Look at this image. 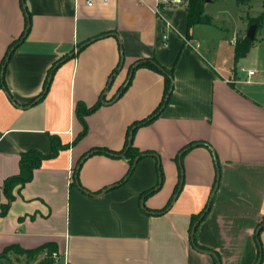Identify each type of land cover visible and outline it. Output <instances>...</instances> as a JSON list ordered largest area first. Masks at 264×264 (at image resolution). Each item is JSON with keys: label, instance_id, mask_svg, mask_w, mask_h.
<instances>
[{"label": "crops", "instance_id": "0c3cea01", "mask_svg": "<svg viewBox=\"0 0 264 264\" xmlns=\"http://www.w3.org/2000/svg\"><path fill=\"white\" fill-rule=\"evenodd\" d=\"M155 3L25 0L30 30L0 86V185L19 172L22 151L51 153L52 135L69 147L45 159L0 216V252L12 244L52 243L66 264H217L193 246L191 221L220 174L196 243L217 252L221 264H257L261 248L264 264V74L240 72L235 44L225 37L226 56L195 34L210 25L193 26L186 39L187 8L163 6L157 14ZM25 27L21 0H0V66ZM144 59L172 70L168 104L133 133L135 147L158 155L164 177L157 156L145 155L131 177L111 189L127 173L128 159L83 156L97 147L122 150L130 127L161 103L166 75L147 66L133 70L120 94L131 66ZM61 60L45 97L30 105ZM101 96L104 104L85 116L88 130L74 143L83 130L77 103L90 107ZM192 142L204 144L185 152L180 168L176 157ZM159 180L143 201L141 194ZM171 198L163 214L143 208L161 209Z\"/></svg>", "mask_w": 264, "mask_h": 264}, {"label": "trees", "instance_id": "16d2710c", "mask_svg": "<svg viewBox=\"0 0 264 264\" xmlns=\"http://www.w3.org/2000/svg\"><path fill=\"white\" fill-rule=\"evenodd\" d=\"M184 1L187 3L186 8H187V13H188V22H187L188 28H187L186 37L191 38L190 30L193 26H195L197 24L212 25L213 20H212V17L205 12V0H184ZM239 1H243L245 3H248V0H239ZM21 5L24 9L25 16H26V27H25V30L23 31V33L21 34V36L18 39H16L15 41H13L12 44L9 46V48H8L4 58L2 60V63L0 66V79H1L0 86L1 87L5 86L4 78H3L5 66L8 63L11 55L13 54L14 49L26 37L27 33L30 30V26H31V13L29 12L28 8L26 7L25 0H21ZM253 22H255L257 24V31L259 30V28L263 27L264 26V11L261 12V14L259 16L255 17L253 19ZM252 45H253V40L248 39L247 36L244 37L243 39L239 40L236 43L235 50H234L235 62L238 59H240L241 57L246 56L248 54V52L250 51ZM66 57H68V56H66ZM61 62H62V60L55 63L51 67L49 74H48V77H47V80L45 82V86H44L43 91L30 102V105L39 102L40 100H42L45 97V95L48 91V87L52 81L53 74H54L57 66L60 65ZM119 65L113 71L111 78L113 77L114 73L117 72ZM139 66L151 67L153 69H156V70H159V71L165 73L167 85H166L165 95H164L161 103L154 110V112H152L147 118H144L142 120L135 122L130 127L128 134H127V137H128L127 143L122 150L113 151V150H110V149H107L104 147H97V148L91 149L90 151H88L83 156V158H87V157L92 156L94 154L104 153V154H108V155H112V156H119V157L123 156V157H126L128 159L129 169H128L127 173L119 182L114 184L111 187V189H114V188L124 184L131 177V175L133 174V172L136 168V165L138 163V162L135 163L136 158H139V160H140L145 155H150V154L151 155L154 154L158 158V155L155 154V152H153V151H150V150L140 151L137 147H135L133 145V133L135 132L136 128L151 123L161 113L163 108L168 104L169 99H170V95H171V90H172V70L164 68L163 66H161L160 64L155 62V59L140 60L136 64L131 66V68L129 70V77H128L127 81L120 88V94L123 93L127 89L128 85L131 82L133 70ZM110 80H109V84L111 83ZM103 104H104V97H102V96L94 105H92L90 107H87L82 102L77 103L76 114L83 124V130L76 137V139L74 140V143L78 142L88 130V127H87V124L85 121V116L88 115L89 113H92L93 111L98 109ZM52 140H53V151L51 153H43L42 151L38 150L37 148H30V149H27V150H24L21 152L20 162H19V172L17 174H14V175L7 177L4 180L3 185H0V216H4L8 212L9 208L11 207L12 202L17 197V193H19L21 191V189L25 186L26 183L30 182L33 179L34 171L42 165L43 161L45 159L55 157L59 153L60 150L66 149L69 147L68 144H62L60 139L57 136L52 135ZM197 144H204V143H202V142H194L193 143L192 142V143L188 144L177 155L176 158H177L178 162H179V158L185 152H187L189 149L193 148ZM80 164L81 163L78 164V166L76 167V170L74 171V174H76V175L79 172L78 170H79ZM179 167L182 168L181 162H179ZM158 170H159V173H160L159 175H160L161 179H163L164 174H163V171L161 168L159 158H158ZM182 178H183V174H180L181 183H182ZM160 185H162L161 181L156 186L144 191L141 194V198L143 199V201L146 200L149 196L153 195L159 189ZM177 191H178V189H177ZM3 197L6 198V200H7L6 202L3 201ZM172 201H173V199L171 198V200L167 203L166 206H164L161 209L152 211V212H150L151 210H149L147 207H143V208L149 213L163 214L166 211H168L169 207L172 204ZM207 205H208V203L200 212L192 215L191 231H192L193 225L197 222V220L205 212ZM207 213H208V211L205 213V215ZM205 215L201 218V220L205 217ZM198 224H197V226H198ZM197 226H196V228H197ZM194 238H195V236H194ZM195 244L200 249L209 250L203 246L198 245L196 243V240H195ZM44 251H46L48 256H51L53 254V252H55L54 244L45 243V244H43L37 248H34V249H24V248H21L20 246H18L16 244H12V245L7 246L2 252H0V264H4L2 261H6V262L12 264V259H11L10 255L13 252L17 253V254H21V255H26L27 257L30 258V257H34V256H36V255H38ZM211 251H213V250H211ZM213 252L217 256V258L216 257H214V258L216 260V263L218 264V262H220V257L217 254V252H215V251H213ZM49 262H50L49 260H46L43 264H48Z\"/></svg>", "mask_w": 264, "mask_h": 264}, {"label": "rangeland", "instance_id": "374dc122", "mask_svg": "<svg viewBox=\"0 0 264 264\" xmlns=\"http://www.w3.org/2000/svg\"><path fill=\"white\" fill-rule=\"evenodd\" d=\"M173 6L186 8L187 3L182 1ZM205 8L211 14L213 24L209 27H198L195 34L200 36L204 43H207L205 40H209L217 46L220 52L225 53L227 48L222 41L224 37L235 45L239 40L246 37L249 27L256 24L253 19L264 11V0H248V3L239 0H211L205 2ZM256 36L253 40L255 46L252 45L248 54L236 61L239 71L241 68L246 71L243 72L242 70V73H247L248 69L252 68L264 74V27L259 28ZM226 55L227 53H225ZM10 256L12 264H43L46 260L50 261L48 264H66L60 255L59 259L55 260L52 255L48 256L46 251L30 258L14 252ZM2 262L10 264L6 261Z\"/></svg>", "mask_w": 264, "mask_h": 264}, {"label": "water", "instance_id": "95a60500", "mask_svg": "<svg viewBox=\"0 0 264 264\" xmlns=\"http://www.w3.org/2000/svg\"><path fill=\"white\" fill-rule=\"evenodd\" d=\"M210 1H211V0H205L206 3H207V2H210ZM256 33H257V24H252V25L249 27L246 36H247L248 39H250V40H254L255 37H256ZM138 160H139V158H136L135 163H137ZM179 162H181V159H180V158H179ZM219 180H220V174H217L216 184H215V187H214V189H213V191H212V194H211V196H210V199H209V202H208L207 208H206L205 212L201 215V217L197 220V222L193 225V228H192V231H191V241H192V243H193V246H194L197 250H199V251H201V252H204V253H207V254H211V255H213V256L216 257V258H217V256H216V254H215L213 251H211V250H205V249H200L199 247H197V245L195 244L194 232H195L196 226H197V224L199 223V221L201 220V218L205 215V213H206V212L210 209V207H211V203H212L213 197H214L215 192L217 191V188H218V186H219ZM260 229H261V226L258 227V229H257V231H256L257 234H259ZM261 260H262V251H261V248H260V257H259V259H258V261H257V264H261ZM218 264H221V263L218 262Z\"/></svg>", "mask_w": 264, "mask_h": 264}, {"label": "built area", "instance_id": "2783aa9c", "mask_svg": "<svg viewBox=\"0 0 264 264\" xmlns=\"http://www.w3.org/2000/svg\"><path fill=\"white\" fill-rule=\"evenodd\" d=\"M73 1L76 2V3L82 1V2H84L87 6H93V5H95V3H96L97 1L108 2V1H110V0H73ZM140 1H143V0H140ZM153 1L156 2V3H155V5H156V6H155V10H156L157 14H160V11H161V9H162L163 6H173V5H178L179 3H181V2L184 1V0H153ZM186 39H188V38H186ZM255 74H256L255 70H252V69L248 70V75H249V76H253V75H255ZM52 256H53V258H54L55 260H58V259H59V254H58L57 252H53Z\"/></svg>", "mask_w": 264, "mask_h": 264}]
</instances>
